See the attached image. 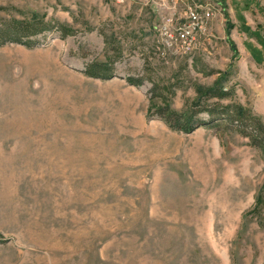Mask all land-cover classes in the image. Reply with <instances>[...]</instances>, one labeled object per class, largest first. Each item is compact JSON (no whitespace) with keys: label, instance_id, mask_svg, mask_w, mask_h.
Here are the masks:
<instances>
[{"label":"rangeland","instance_id":"rangeland-1","mask_svg":"<svg viewBox=\"0 0 264 264\" xmlns=\"http://www.w3.org/2000/svg\"><path fill=\"white\" fill-rule=\"evenodd\" d=\"M32 20L71 34L0 43V264H264V144L204 111L264 128V0H0V30Z\"/></svg>","mask_w":264,"mask_h":264},{"label":"trees","instance_id":"trees-1","mask_svg":"<svg viewBox=\"0 0 264 264\" xmlns=\"http://www.w3.org/2000/svg\"><path fill=\"white\" fill-rule=\"evenodd\" d=\"M53 29L60 32L61 38H65L70 35V31L61 25H50L43 23L39 20L16 22L6 29L0 30V43L10 42L23 44L25 46H30L29 39L37 37L44 32H51ZM110 69L105 64H91L84 71L85 76L89 78L96 79H110L111 74ZM129 83L134 85L135 81L129 80ZM138 85V84H137ZM207 100L216 99L218 101L225 100L228 94L221 89H210L204 94ZM207 111L209 118H212L216 122H227L229 124L242 125L245 124L246 128L251 130V135H246L254 144H264V128L261 126L258 119L251 116L248 111L243 110L240 106L229 104L221 107H213V109H204ZM163 114L164 123L172 130L177 131H189L191 125L194 123V116L189 115L184 117L174 111L166 110L159 112ZM218 124V123H217ZM201 124L200 126H203Z\"/></svg>","mask_w":264,"mask_h":264},{"label":"built area","instance_id":"built-area-1","mask_svg":"<svg viewBox=\"0 0 264 264\" xmlns=\"http://www.w3.org/2000/svg\"><path fill=\"white\" fill-rule=\"evenodd\" d=\"M212 18L213 9L209 4L189 9L186 13V22L175 28L174 34L166 33L165 44L167 49L172 55L191 54L195 48L196 41L194 31L202 30L204 25Z\"/></svg>","mask_w":264,"mask_h":264}]
</instances>
